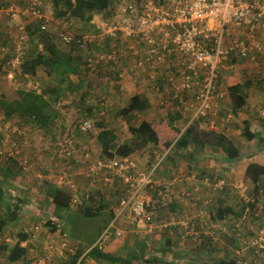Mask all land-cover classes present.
<instances>
[{
    "label": "rangeland",
    "instance_id": "obj_1",
    "mask_svg": "<svg viewBox=\"0 0 264 264\" xmlns=\"http://www.w3.org/2000/svg\"><path fill=\"white\" fill-rule=\"evenodd\" d=\"M30 1L31 0H0V100H2L1 94L3 93L9 94L21 88L24 90L41 92L59 85L60 82H62L60 86L64 88L63 91L65 94L56 103H53L54 100L52 99L51 109L57 114V117L53 121V124L47 129L36 127L33 123L28 122L25 117L21 118L15 116L9 119H3L2 109L0 107V161H3L0 162V186H3L2 188L6 190L1 196L4 201H0V212L2 214L4 213L6 207L3 206L4 204H11L12 202L18 205L17 207L21 210L20 215L22 216L21 220L17 219L14 222H10L5 230H3V233L0 234L2 237H8L10 239L6 251L0 248V264H28V261H23L24 263L21 261L12 262L7 258L8 250L16 242L17 232H19L22 227L21 224L24 219L26 225L30 228L27 229L29 239L27 243L29 244L28 247L29 249H36L39 251L38 255H33L30 252V257L27 258L28 260L31 258L33 259V257H42L48 245L51 244L53 247H56L57 243L63 239L66 243L68 240L72 246L80 241L82 250L85 248L84 243H89L90 247L97 243H93V241H95L103 227L105 216L99 214L87 218L78 216L77 213L81 211L79 208H83L89 201V204H92L89 195H91L93 190H101L104 196H110L112 200L116 199V191L114 189L116 185H119V180H116V182L113 180L112 183H104L101 179L87 177L82 168L75 166L69 170V174L67 178H65L62 162L55 155L54 144L58 139L68 136L72 138L74 144H76L78 148H81V150L86 149L93 155L99 156L102 154V147L96 137L101 127L114 131L116 136L114 142L116 144L129 140L130 138L128 122L118 113L129 101L127 90L121 89V83L116 81V78L109 79L103 76L100 72V70L103 71L101 68L102 66L100 68L97 66L99 71L96 70L95 67L91 69V67L88 68L85 66L82 56L86 55V52L66 46L58 37V34L62 31L72 34L81 33L89 36L93 34L92 27L90 25H83V23L75 19L56 18L53 13L51 0H36L35 2L39 3L42 14L49 19L50 26L47 27V32L51 34V38L47 40L46 37H44L43 42L40 40V42L37 43L38 47H35V42L28 40L29 36L26 34L25 28V25L31 22L32 19L24 16H18L13 19L12 16L7 13L10 8L23 11L26 10ZM109 15L110 14L107 13L100 14L101 18L108 17ZM98 19L100 18L98 17ZM232 32L235 33L236 31L233 30ZM242 35V33L237 32L235 34L237 37ZM254 37V40L264 45V34H255ZM48 42L53 44L59 54L69 56L71 64L77 66V72L70 74L71 83L65 79L61 81L60 76L56 75L54 72L52 75H48L47 71L42 66L38 67L34 76L19 74L16 75L15 78L13 73L9 75L11 72H8L7 69H13L10 63L12 60L17 56L22 60V56H27L33 50H37L38 52L44 49L43 44H47ZM79 56L81 57L79 58ZM138 71L142 73L141 69ZM230 75L236 76L242 83L247 81L248 84L243 88L246 102L237 110L236 114L235 111H230L233 107H231V100L227 96L225 87L226 78ZM219 86L224 90L225 94L224 99L219 102L217 113H220V110L225 113L227 112V114L231 112L230 114H233V118L227 121L224 117L225 114L220 113L215 129L207 127L206 122L200 124L194 121L192 125H194L195 128L197 125L205 126L206 129L204 131L200 130V132H203V134L204 132H210L208 138L213 139V141L216 140L214 137L217 134L224 135L227 140L226 142L233 141L238 146L241 157L238 160L227 162L224 161L226 158H224L219 148L213 149L204 147L200 150V147H195V150L193 148L190 153H184L182 151L180 152L181 155H174L173 160L178 162L177 166L179 168L177 167L176 169V166L171 167L179 174L185 176L192 172H196L195 179L198 173L202 175V177L205 178V183L202 185L206 188H210L212 194H209L208 197H201L200 202L197 201L198 206H206L207 204H202V202L209 198L213 200L212 206H217L219 203L218 198L220 197L227 204L231 203L230 205L237 214L236 218L233 217L231 219L232 221L235 220L236 223L240 225L238 226L236 223L229 224L230 229H235L234 235L228 236L225 234L222 238L220 237V233L223 231L217 233L216 230L215 234L211 235L208 227L212 229V225L215 223H213V220L210 218V211L199 209L198 213L200 216L196 224H198L200 220H203V223L205 222V230L208 231V234L202 237V240H196L197 243H195V239H193V241L191 237V242L185 243L186 247L184 249L185 251L191 252H195V250H205L204 253L208 254L209 258L205 259L202 256L201 258H203V260L201 262L211 259L214 264L217 260L227 261L231 258L239 261V264H244V262L248 264L249 261L260 262L252 246L248 249H242L246 247L244 243L246 240H253L259 232H264V216L258 215V210L263 206H259L258 209L255 207L253 213L247 216L246 219H243L244 210H241L242 206H238L240 203L238 200L240 198H237L239 194L236 192V184L241 180H244L245 183L249 185L252 183L250 179H247L248 177L246 173L243 172L244 168L242 167H245L251 162L264 164V142L259 143L256 138L248 140L242 135L244 121L248 122L251 131H259V133L261 132V134H264L262 128V120L264 118V64L261 59H251L250 57L242 61L239 60L235 62L229 60L228 62H224L219 72ZM50 96L53 98L52 95ZM147 109H149V107ZM147 109L137 113L135 119L137 123H139L141 119H150L149 116H146L147 113H151L150 109ZM160 109L162 108L160 107ZM154 110L156 111V109ZM151 118L158 119L152 115ZM83 119L89 120L93 124L96 132H89L86 134L79 133L78 124ZM133 119L134 116L131 121H133ZM186 120L187 119H185V121ZM182 122L183 121L175 122L180 130ZM15 127L24 131L21 136H17V141L14 142L18 143L19 148L22 149V155L25 156V159H28L31 164L30 169L26 172H23L19 168H14V165L10 163V161L7 163V159H5V153L7 150L11 149V142L14 137L11 129ZM197 129L198 128H196V130ZM149 150V148L146 149V154L150 152ZM164 158L156 165L158 161L156 157L154 162L149 166V169H145L147 162L143 164V168L138 167V169H144L146 171L155 169V171L153 170L154 176L165 164V169H163L162 172H164L165 177H168L169 173L167 169L170 161L167 160L165 162ZM185 159L188 162L187 164L183 162ZM137 162L142 163L144 161L142 159L138 161L137 159ZM207 162L208 166L210 164H212V166L205 167L204 165L207 164ZM193 164L194 166L192 167L191 165ZM5 166L11 167L14 172L10 178L17 181L20 180L21 185L19 187H12V183H10V186H6L7 183L5 180H2L3 168ZM173 170L169 169L168 171L172 172ZM206 174H211V177H207ZM220 176H223V178L227 180V184L230 187L227 191L220 192L218 189L213 190L216 178ZM176 178V180L179 179V177ZM206 179L208 181H205ZM187 180H190L189 177ZM262 181L264 182V177ZM207 183H210V185L208 186ZM51 185H64L68 187L72 198H77L78 201L81 202V205L72 203L68 208L60 211V215L57 216L53 214V204L50 198L46 196V190L51 187ZM174 185H176V183ZM254 193L255 191L251 189L246 194L248 198L251 199ZM261 195L263 197H260V199L263 200L264 192H262ZM172 196L173 195H170L168 192H165L162 198L164 197L165 200H169ZM187 196L190 197L192 194L189 193ZM93 200L96 201L95 199ZM189 201H191L190 204L195 206L192 199ZM262 202L264 203V200ZM10 207L14 208L15 206ZM47 220L55 222L53 225L54 230H52L49 225L45 224ZM196 229L198 230L197 226ZM203 229L199 228L200 231ZM63 234H65V236ZM211 239L213 241V243L211 242L212 244L209 241ZM64 240L62 242H64ZM65 250L66 249L63 250V253L66 254L67 251ZM215 250L221 251V253L215 256L213 253ZM54 252L55 250L53 251V255ZM196 253L197 252H195V254ZM50 256H52V254ZM150 257L155 256L150 255ZM181 257L183 258L180 259L182 264H184V262L185 264H194L195 259L186 257V252L184 257ZM58 258L59 257H55V260ZM134 259L133 257L132 261H134ZM93 264L108 263L95 262ZM138 264L149 263L139 262ZM261 264H264L262 259Z\"/></svg>",
    "mask_w": 264,
    "mask_h": 264
},
{
    "label": "built area",
    "instance_id": "obj_2",
    "mask_svg": "<svg viewBox=\"0 0 264 264\" xmlns=\"http://www.w3.org/2000/svg\"><path fill=\"white\" fill-rule=\"evenodd\" d=\"M35 1L31 0L24 11L10 8L7 13L13 19L24 16L32 20H41L40 29L47 30L50 26L49 19L42 14L39 3ZM113 1L116 5L112 16L94 20L93 34L79 36L62 31L58 37L63 43H74L85 51L90 65L95 62V58L115 60L116 54L113 52L114 55L111 53L106 57L107 54L87 47L88 43L96 42L97 45H102L105 41L116 42L119 39L130 41L129 48L136 57L131 61L129 69L131 71L141 69L145 72L149 69V79L155 85V89L163 94L160 105L167 108L170 113L187 114V123L190 125L203 117L207 127L215 129L219 102L224 99L225 94L218 84L222 64L228 62L231 55L245 58L253 48L257 51L264 50V45L254 40L255 34H264V0ZM233 30L243 35L234 37L236 32H232ZM139 44L142 48L136 52ZM20 62L21 58L17 56L10 63L14 68ZM230 113L224 116L227 121L233 118V114ZM189 126H183V131ZM11 131L19 136L24 133L18 127L12 128ZM78 131L81 134L96 132L93 124L87 119L79 123ZM15 145L12 141L11 149L6 151L8 156L19 152L13 149ZM54 150L56 157L62 162L65 178L69 170L75 166L82 168L87 177L101 179L104 183H112L115 178L121 181L127 192L119 198L115 220L128 213L134 223H142L146 225L148 233L153 232L157 225L156 209L149 190L153 186L155 169L148 172L138 169L137 159L133 156L93 155L86 149L78 148L68 136L58 139L54 144ZM155 155L158 158L156 163L158 165L166 153ZM18 161L24 172L30 169L28 159L18 158ZM224 183L223 179H218L214 186L222 188ZM236 188L242 197L246 194L248 185L239 181ZM72 203L81 205L77 198H72ZM115 220L111 221L97 243L88 247L75 264H85V254L93 246H101L109 230L114 227ZM184 229L195 241L198 239L195 224L188 222ZM209 233L214 235L215 230L210 229ZM116 236L121 237L122 231L117 230ZM3 242L8 243L10 239L0 235V245ZM251 246L257 255L260 254V249L264 247L263 231L248 241L242 250ZM61 247L68 250L66 242ZM55 248L51 244L48 245L42 257L31 258L28 264H46L52 259ZM61 254L63 255L62 252Z\"/></svg>",
    "mask_w": 264,
    "mask_h": 264
},
{
    "label": "trees",
    "instance_id": "obj_3",
    "mask_svg": "<svg viewBox=\"0 0 264 264\" xmlns=\"http://www.w3.org/2000/svg\"><path fill=\"white\" fill-rule=\"evenodd\" d=\"M51 4H52L54 16L56 18H68L70 20L75 19L83 23V25H90L92 27L93 33L95 27V23L93 21L95 17H99L100 19L111 17L115 6L113 0H51ZM104 13L110 15L108 17L101 18L100 14H104ZM40 25H41V20L38 19L33 20L25 25L26 34L29 36L28 40L31 42H35V47H38L37 43L40 42V40L43 42L44 37H46L47 40L48 38H51V34H48L47 32L48 30H41ZM76 35L84 36V34L81 33L80 34L78 33ZM233 36L235 37V35ZM117 41L116 42L105 41L102 45H97L96 42L88 43L87 47L93 48L96 52L107 54L106 57L111 53L112 55H114L113 52H115L116 59L115 60L113 59L115 61L114 62L113 60L107 61V59L95 58L94 59L95 62L92 65H90L87 60V53H86V55L82 56L85 66L94 69V67L96 68V66H100L102 62L104 63L110 62L116 64L117 61H121L122 53L117 52L116 49V45L118 44ZM65 45L69 46L70 48H75L82 51L74 43L65 44ZM112 45H115V47H112ZM139 46L140 48H142L141 44H139ZM43 47L44 49H41L38 52L37 50L35 51L33 50L27 56H22L23 59L21 60L20 64L15 66L13 69L11 68L13 71L7 69L8 72L13 73L15 78L16 75L19 74L34 76L36 74L38 67L42 66L45 68L48 75H52L54 72L56 75L60 76L61 81L65 79L69 83H71L70 74L77 72V66L71 64L69 56L59 54L52 43L50 42H48L47 44L44 43ZM262 53L264 54V50L257 51L255 48H253V50L250 52V54L247 57L240 58L238 55L236 56L231 55L230 61H235V62L239 60L242 61L248 59L249 57L251 59L254 58L259 59ZM80 57L81 56H79V58ZM61 83L62 82H60L59 85L57 86H53L50 89H45L41 92H36L35 90H24L21 88L9 94L6 93L1 94L2 100H0V107L2 109V115H3L2 118L9 119L15 116L21 118L25 117L28 122L33 123L36 127L40 129H47L53 124V121L57 117V114L51 109L52 99L54 100L53 103H56L65 94V92L63 91L64 88L60 86ZM247 85H248L247 81L242 83L239 81V79L236 76L230 75L226 78L225 87L227 90V96L231 100V107H233L231 108V111L232 112L235 111V114L237 110L241 108L242 105H244L246 102L243 88L244 86ZM50 95H52L53 98ZM147 106H148L147 100L142 95L136 94L130 97L127 104L123 108H121L118 113L123 117H126L127 120H130L132 116V112H134L135 110L143 111L147 108ZM220 113L226 114L227 112L225 113L222 110H220ZM220 113L216 114L217 120L219 118ZM178 116L181 115L178 112H175L163 118L160 121L142 120L139 123V125L136 127L129 125L128 129L131 134V137L129 140L124 141L121 144H116L114 142L116 136L113 134L112 130L110 129L108 130L107 128L101 127L96 137L102 147L101 155H107L109 157L112 156L127 157V156H132L134 153H143L144 151H146L147 148H149L150 151L152 149L155 150L154 155L155 153H159V154L166 153L165 156L166 158L165 162H166L169 158L173 160L174 155L176 156L181 155L180 152L184 151L183 149L192 146V144H195V147H200V150H202L204 147L221 149V152L224 158H226L225 160L227 161H235L241 157L240 149L238 148V146L233 141L226 142L227 140L225 139L224 135L217 134L214 137L216 140L213 141V139L208 138L210 132H204V134L203 132L200 131L194 132L195 127L192 124L184 131H181L179 127L174 125V120ZM205 121H206L205 118L201 117L196 121V123L201 124ZM262 128L264 130V118L262 120ZM13 135H14L13 141H17L16 139L18 135L17 134L15 135V133H13ZM242 135L245 136L248 140H252L256 138L257 142L259 143H262L264 141V136H262L261 132L259 133V131L258 132L251 131L250 125L248 124L247 121H244ZM15 144L16 145L13 149H17L19 150V152L13 156H8L5 153L6 156L5 159H7L6 161L7 163L8 161H10V163L14 165V168L17 169L19 168L20 170H22L21 167L19 166L18 158L23 159L25 158V156L22 155V149L19 148L18 143L15 142ZM151 163L152 162H150V164L149 163L147 164L151 165ZM3 169H5V171L7 172L8 174L7 176L12 175V173L14 174L11 167L5 166ZM245 173L246 176L248 177L247 179H250V181L252 182L251 184H253L252 186L247 184L248 190L246 191V193H248L251 189H253L255 193L251 199L248 198L247 194H245L242 197L237 195V198L238 197L240 198L238 200L240 202L238 206H242L241 210H244L243 219H246L247 216H250V214L253 213L254 208L257 207L258 209L259 206H263V207L260 210H258L259 212L257 211L258 215L264 216V203L262 202L264 198H262L263 200L260 199V197H263L261 193L264 192V182L262 181V178L264 177V164H257L251 162L246 166ZM219 178H222L225 181V183L222 186V188L214 186L213 190L218 189V191L222 192L230 189V187L227 184V180L223 178V176H220L216 178V181ZM241 181L245 182L244 180ZM208 184L210 185V183ZM1 192L2 190L0 187V199H1ZM149 192L152 194L153 198L156 197V194L158 193L157 189L155 190L151 189L149 190ZM46 196L50 198L53 204V214L57 216L60 215L61 213L60 211H63L65 208H68L72 202L71 192L69 188L65 187L64 185H55V186L51 185V187H49L46 190ZM89 199L91 200L92 204H89L90 203L89 201V203L85 205L83 208L82 207L79 208L82 211V216L87 218L98 215L106 206L105 196L101 190H93L91 195H89ZM93 199H95L96 201H94ZM218 201L219 203L217 207L213 211H210V218L215 223L218 221H222L224 222V224H228V225L234 224L231 222L232 221L231 218L233 217L236 218L237 214L234 212L233 208L231 207L230 205L231 203L227 204L220 197L218 198ZM3 206H6L5 208L7 209V214L6 216H3V214L0 212V234L3 233V230H5V228L8 226L10 222H14L18 219L17 210L19 207H17L18 206L17 204L11 202V204L7 203L4 204ZM10 206H15V207L12 208ZM45 224L49 225L51 229L54 230V226H53L55 224L54 221L47 220ZM233 230L235 231L234 228ZM17 237L18 238L16 242L12 245V247L8 250L7 253V258L12 262L24 259L28 248L27 246L21 245L23 241H26L28 239V233L26 231L25 232L20 231L17 234ZM247 242L248 240L244 242L245 245L247 244ZM7 244H8L7 242H3L0 248L6 251L8 249ZM85 250L86 249L82 250L81 248H79L76 254L72 255V258H70V264H75L78 258L85 252ZM260 250H261L260 254L257 255L258 259L260 258L262 259L263 257L262 255L264 254V247ZM84 258H91L97 261L98 263L104 262L108 264H114V263L131 264V260H132V257H129L127 259H122L115 254L104 251L101 247L98 246H93L90 250H88ZM141 259H143L144 262L148 261L152 264H166L164 261L158 260L157 258H152L149 260H146L145 258H141ZM237 262H238L237 260L231 258L227 261L217 260V262L214 264H239ZM201 264H212V262L208 260V261H203Z\"/></svg>",
    "mask_w": 264,
    "mask_h": 264
},
{
    "label": "crops",
    "instance_id": "obj_4",
    "mask_svg": "<svg viewBox=\"0 0 264 264\" xmlns=\"http://www.w3.org/2000/svg\"><path fill=\"white\" fill-rule=\"evenodd\" d=\"M94 20L96 21L99 19H98V17H95ZM117 43H118L116 45L117 52L122 53L121 61H117L116 64H113L110 62H109L110 64L102 62V64L100 66H98L99 68L102 66L101 68L104 71V73H103V71L100 70L101 74L103 76H106L109 79L110 78H116L117 79L116 81H119L121 83V89L127 90V93L129 95V99L133 95L140 94L147 100V104H148L147 108L149 107L151 113L150 114L147 113L146 116H149L150 119H143V120L160 121L163 118L171 115L172 113H170L167 108H165L163 105H160V101L162 100L163 94L158 92L155 89V87H154L155 85L149 79V77H148L149 69L147 72L142 71V73L139 72L138 70L131 71L129 69L131 61L136 57V55L133 54V50H131L129 48L130 43L122 41L120 39L117 41ZM112 47H115V45H112ZM140 50H141V48H140V46H138L136 48V52H139ZM259 59H261L262 63L264 64V54L263 53L260 55ZM96 70L99 71V69H97V66H96ZM160 107L163 110L160 109ZM149 109H147V110H149ZM154 109H156V111ZM138 112H141V111L135 110L134 112H132V116H131L130 120H127L126 117H124V119L128 122V126L132 125V126L136 127L142 121V119H141V121H139V123H137L135 120ZM151 115L154 117H157L158 119L151 118ZM180 115L181 116L176 117V119L174 120V125L177 126L175 122L183 121L181 123L182 127L183 126L184 127L189 126L190 124L187 123V120L185 121V119H187V114H185V115L180 114ZM133 116H134V119H133V121H131ZM174 116H177V115H174ZM182 127H181V131H183ZM196 128H198V129L196 130ZM196 128H195L194 132L206 129L205 126H201V125L200 126L197 125ZM113 134L115 135L114 131H113ZM262 136H264V134H262ZM130 137H131V134H130ZM123 142L124 141L119 142V144H121ZM193 148L195 150V144H192V146H189L188 148L183 149L184 150L183 152L184 153H190ZM153 150L154 149H152L151 151L149 150L150 152L147 154H146L147 151H144L143 153H134L132 155L135 159H138V161L140 159H142L144 161L142 163L137 162L138 167L143 168V164L145 162H147L149 164H150V162H154L157 155H154L155 150L154 151ZM98 153H100V152H98ZM185 157H188V156H185ZM169 159L168 160L170 161V163L168 164V169H167V172L169 173L168 177H165L164 172H161L162 169H165V166H163L161 169H159V171H157L155 173V175L153 176V186L151 189L152 190L157 189V191H158V193L156 194V197L153 198V205L155 206V209H156L155 222L157 224L156 228L153 230V232L148 233L146 225H144L142 223H134L132 221L130 214H128V213L124 214L121 217V219H118L117 221L115 220L116 212L118 209L119 198L121 196H123V194L125 192H127L124 184H122V182L119 181V185L115 184L116 187L114 189L116 191L115 192L116 193V199L112 200L110 196L109 197L105 196L106 206L99 213L100 215L103 214L105 216L104 224H103V227H102L100 233L98 234L95 241H93V243L97 242L100 239L103 231L107 228V226L111 223V221L115 220L114 227L109 230L110 232H109L108 236L101 243L100 247L104 251L115 254L122 259H127L131 256L133 259V257H134L135 259H134V261L131 260V264H138L139 262L151 264L148 261L144 262L143 259H141V258H145L146 260H149L152 258H157L158 260L164 261L166 264H180L181 263L180 259H183L181 256L184 257L185 252H186V257H191V259H195L194 264H200V263H202L201 261L203 260V258H205V259L209 258L208 254L204 253L205 250H203V251H196L195 250V252H197L196 254L194 251H192V252L191 251H185V249H184L186 247L185 243L191 242V237H192V240L194 237L192 235L189 236L187 234V232L184 229V226L188 222L196 224V221L199 220V216H200L198 213L199 209L212 211L214 208L217 207V206H212V203H213L212 198L205 199L202 202V204H207L206 206H201V205L198 206L197 201L200 202L201 197H204V196L208 197L209 194H212L210 191V188H206L205 186L202 185L205 183L204 182L205 178H203L202 175H199V173H198L197 178L195 179L196 174H197L196 172H192L189 175L185 176V175L179 174L175 169L173 170L172 167H174V166H176L175 168L177 169L178 162L174 161V163H173L171 158H169ZM165 160H166V158H165ZM224 161H227V160H224ZM0 162H3V161H0ZM183 162L185 164L188 163L186 161V159L183 160ZM229 164H231V163H229ZM147 166H148V168H147ZM149 166L150 165L147 164L145 166V169H149ZM191 166L193 167L194 164ZM204 166L205 167H211L212 164H210L208 166V162H207V164H205ZM246 166L242 167V168H244L243 169L244 173H245ZM192 167H191V169H192ZM169 169H171L173 171L170 172V171H168ZM142 170H144V169H142ZM148 171H146V172H148ZM7 175L8 174L4 169L3 175H2V180H5V182L7 183L6 186H8V185L10 186V183L13 184L12 187H19L21 185L20 180H18V181L15 179L13 180V178H10L12 175H10V176H7ZM206 175L209 178L211 177V174L210 175L206 174ZM0 176H1V174H0ZM176 177H179V179L174 180ZM188 177L190 180H187ZM114 180L116 182V180H118V179L115 178ZM205 181H208V180L206 179ZM175 183H176V185H174ZM250 185L252 186L253 184H250ZM2 187H1V190H2L1 196H2V193L6 191ZM203 187H204V189H203ZM198 189H199V191H198ZM165 192H168L170 195H173L171 197V199L165 200L164 197L162 198V195ZM189 193H191L192 196H190V197L187 196V194H189ZM191 199L193 200L192 202L195 203V206L190 204L191 201H189V200H191ZM0 201L3 202L4 199L1 197ZM187 201H189V202H187ZM25 207H27V206H25ZM20 211L21 210L18 208L17 216H18L19 220L22 219L21 218L22 216L20 215ZM5 213L7 214L6 208L4 209L3 216H6ZM77 215L82 216V211L77 213ZM24 220H22V224H21L22 227L20 228L19 232L20 231L25 232V231H28L27 229H30L29 226L26 225V222ZM200 221L198 223L200 225H198V224L195 225V230H196L197 235H198L197 240H202V237H204L208 233V231H206L205 227H204L205 222L203 223V220H200ZM235 222L236 221H234V220L232 221V223H235ZM213 223H215V222L213 221ZM164 225H165V227L168 225V227L165 228V227H163ZM238 225H240V224H238ZM196 226H197L198 230H199V228H201V229L204 228V229L201 231L200 230L198 231L196 229ZM208 228H209V230L211 229V227H208ZM213 229L216 230L217 233H220V231H223L220 233V237H222V238L225 234H227L228 236H231V235H234V233H235V231L233 229L229 228L228 224H224V222H222V221L216 222L214 224V228H212V230ZM117 230L122 231L121 237L116 236ZM232 231H234V232H232ZM19 232H17V233H19ZM63 235L65 236V234H63ZM17 238H16V240H17ZM63 240H61L60 242L57 243V246L55 248V252H54L52 259L50 261H48L46 264H70V258H72V255L76 254V252L79 250V248H81L80 247V241L76 242L75 245L72 246V245H70L69 241L67 240L66 244H67L68 250L67 249L65 250V251H67L65 254V253H63L64 249H62V247H61L62 244L65 243V240H64V242H62ZM209 241H210V243L211 242L213 243L212 239ZM28 242H29V239H27L26 241H23L21 243V245L28 247L29 246V244H27ZM195 243H197V241H195ZM84 246H85L84 249H86V250L88 247H90L89 243H84ZM30 252L33 255L39 254L38 250L29 249V247H28L25 258L22 260H19V261H21L22 263H24L23 261H29L27 258L30 257ZM61 252L63 253V255L61 254ZM213 253L215 256H217L218 254L221 253V251L215 250ZM150 255L155 256V257H150ZM202 256H203V258H201ZM262 256H263L262 261H264V254ZM55 257H59V258L55 260ZM210 261L213 264V261L211 259H210ZM84 262H85V264H93L97 261H95L91 258H84ZM252 262H253V264H257V263L261 264V258H260V262L259 261H252ZM252 262L249 261L248 264H252ZM237 263H239V261ZM244 264H247V263L244 262Z\"/></svg>",
    "mask_w": 264,
    "mask_h": 264
}]
</instances>
